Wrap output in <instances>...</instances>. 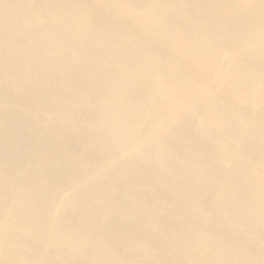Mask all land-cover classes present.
I'll list each match as a JSON object with an SVG mask.
<instances>
[{"label":"bare ground","instance_id":"1","mask_svg":"<svg viewBox=\"0 0 264 264\" xmlns=\"http://www.w3.org/2000/svg\"><path fill=\"white\" fill-rule=\"evenodd\" d=\"M261 9L0 0V264H264Z\"/></svg>","mask_w":264,"mask_h":264},{"label":"rangeland","instance_id":"2","mask_svg":"<svg viewBox=\"0 0 264 264\" xmlns=\"http://www.w3.org/2000/svg\"><path fill=\"white\" fill-rule=\"evenodd\" d=\"M241 14L244 15V13H242V12H241ZM251 14L253 15V17H255L256 19H258L260 21V17H264V9L259 10L257 12V15L255 13H252V12H251ZM250 23H252V20L250 21ZM258 25H260V23ZM261 31H263V30H261Z\"/></svg>","mask_w":264,"mask_h":264}]
</instances>
